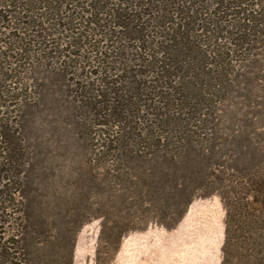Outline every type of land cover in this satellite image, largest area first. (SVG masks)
I'll return each instance as SVG.
<instances>
[{"label":"trees","instance_id":"16d2710c","mask_svg":"<svg viewBox=\"0 0 264 264\" xmlns=\"http://www.w3.org/2000/svg\"><path fill=\"white\" fill-rule=\"evenodd\" d=\"M33 1L0 0V24L20 34L39 29L32 36L40 43L55 35L45 34L46 23L65 5L73 7L63 17L64 30L72 26L68 41H52L39 52L38 63L54 59L45 72L63 94L56 106L71 108L78 129L67 139L81 154L71 171L73 209L76 220L99 221L96 263L101 253L115 252L139 223L173 228L194 198L215 195L224 209L220 264H264V109L185 101L179 98L178 74V63L192 56L200 57L199 70L206 75L219 70L228 77L231 55L240 56L241 63L248 60L251 68V57L264 42L258 36H264V0H38L39 7ZM37 8L44 11L38 17L32 13ZM51 25L55 30L58 23ZM17 38L22 43L25 37ZM103 41L111 42L110 61L97 51ZM83 52L100 56L92 60ZM41 81L38 100L42 95L51 102ZM32 87L24 85L26 97ZM23 104L37 101L24 98ZM87 114L93 121L84 122ZM12 125L0 119V214L13 203L24 207L16 243L26 256L32 234L37 226L43 233L44 223L40 216L38 223L29 213L23 217L31 204L22 188L24 166L32 171L38 153L42 207L49 189L41 176L54 170L53 152L62 141L38 137V144L30 145ZM7 254L0 251V258Z\"/></svg>","mask_w":264,"mask_h":264},{"label":"rangeland","instance_id":"374dc122","mask_svg":"<svg viewBox=\"0 0 264 264\" xmlns=\"http://www.w3.org/2000/svg\"><path fill=\"white\" fill-rule=\"evenodd\" d=\"M31 4L34 5L33 7L40 5L38 0H34ZM72 8L70 5H65V11L55 16L56 20L50 21L49 25L46 23L49 29L47 28L45 34L51 32L55 35L46 37L48 41L45 40L44 43L38 42L39 39L33 41L32 35L39 29H21L20 34L18 30H12L7 26L6 22L0 24V70L6 75L2 74L3 79L0 80L2 91L0 119L12 121V129L16 130L21 138L26 136L27 144H38V137L54 143L59 139L62 141L61 147L53 152L54 158L50 167L54 170L47 169L46 174L41 176L44 183L48 184L47 204L38 207V153L33 159L35 166L32 171L30 167L27 169L24 166L25 178L21 179L22 188L28 191L27 202L31 201L27 209L25 208L23 217L29 213L38 223L40 216L39 219L44 223L43 233H38L37 226L31 236L28 253L24 256L25 252L21 250L20 244L16 243L21 233L20 230L17 231L19 229L17 224L20 222L19 218L22 217L24 207L19 203L11 204L6 212L0 214V251L8 253L7 259L0 258V264H69V262L70 264H220L224 209L215 195L194 198L181 220L173 228H166L155 223H139L137 229L130 230L122 236L115 252L110 250L101 253L99 262L96 263L95 249L99 221H87V216L76 220L78 212L73 209L74 179L72 177L74 173L71 171L77 170L74 163L81 154L78 153L79 149L75 150L67 142V139L75 137L78 129H76L69 105H67L68 108L56 106L61 103L58 101V96L63 98V94L59 83L51 81L52 77L45 72L48 64L54 59L47 61L46 58H41V62L38 63L40 58L38 55L42 51L46 52L52 41L54 43L58 37L68 41L67 35L71 34L72 26L69 25L64 30L66 18L63 17L70 14L67 9ZM32 13L38 17L44 11L37 8ZM53 22L58 23L54 26L55 30L51 25ZM17 36L25 37L22 43ZM258 36L264 39L261 33ZM86 41L89 39L86 38ZM110 43V41L101 42L97 50L102 53L99 56L102 59L106 58L107 61H110L108 57ZM83 53L86 57L92 55ZM254 53L258 55L251 57L253 61L251 68L250 63H247L248 60L241 63L240 56L231 55L228 59L232 58L233 61H230V66L227 65L230 73L228 77L221 74L219 70H212L210 73L206 71L207 75L201 73L200 57L192 56L190 60L180 58L182 60L178 65H182V70L178 74L183 84L180 86L179 98H184L191 103L221 101L254 107L258 111L264 109V73L257 72L258 68L264 72V42L262 49H257ZM99 56L90 59L96 60ZM107 64L110 66L109 63ZM237 69L238 71L240 69L238 74ZM29 78H34V81ZM257 78L258 82H256ZM40 79L44 84L41 91L50 96L51 102L42 99V95L39 96L41 100L40 98L38 100ZM229 79L231 83H227ZM26 84L33 86L29 90L32 92L28 97L23 91ZM63 90H65L64 87ZM90 97L92 98V94ZM24 98L27 101L36 99L37 104L24 106ZM224 118L229 120L230 117L227 115ZM89 119L93 121L92 114H87L84 122L88 123ZM24 160L32 162L30 156H24ZM11 187L16 188L15 184Z\"/></svg>","mask_w":264,"mask_h":264}]
</instances>
